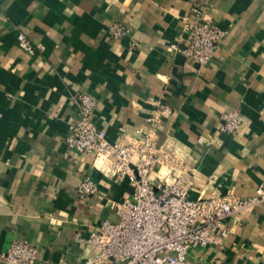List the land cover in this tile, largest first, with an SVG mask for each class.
Listing matches in <instances>:
<instances>
[{"label": "crops", "instance_id": "crops-1", "mask_svg": "<svg viewBox=\"0 0 264 264\" xmlns=\"http://www.w3.org/2000/svg\"><path fill=\"white\" fill-rule=\"evenodd\" d=\"M199 15L226 32L203 67L171 48L186 45ZM114 25L125 34L115 38ZM81 95L112 143L146 129L161 100L171 114L153 126L156 144L179 150L191 197L254 196L264 183V0H0V264H15L5 255L16 240L38 248L34 264L97 256L90 230L116 221L111 205L132 192L102 175V158L67 148ZM228 112L243 117L233 135L220 133ZM86 177L99 193L80 198ZM226 226L224 244L192 261L264 264V202Z\"/></svg>", "mask_w": 264, "mask_h": 264}, {"label": "built area", "instance_id": "built-area-1", "mask_svg": "<svg viewBox=\"0 0 264 264\" xmlns=\"http://www.w3.org/2000/svg\"><path fill=\"white\" fill-rule=\"evenodd\" d=\"M111 32L119 38L126 31L114 25ZM186 33V45L172 44L171 48L199 67L213 60L226 34L200 15L196 23L186 26ZM18 40L21 49L33 53L23 34ZM152 105L154 109L145 119L146 129L138 130L130 141L122 137L112 143L93 121L94 99L78 97V115L68 123L67 148L78 154L97 155L102 158L100 172L104 177L132 187L129 197L111 205L116 221L107 219L90 230L85 244L98 255L82 264H195L190 258L192 251L224 244L230 215L264 202V183L247 198L228 193L193 199L192 176L179 150L171 144H156L153 126L170 115L171 108L161 100H153ZM221 120L220 133L233 135L243 117L239 112H228ZM203 140L199 138V142ZM77 193L87 198L98 194L99 187L86 177ZM38 253L35 245L16 240L5 258L15 264H34Z\"/></svg>", "mask_w": 264, "mask_h": 264}]
</instances>
